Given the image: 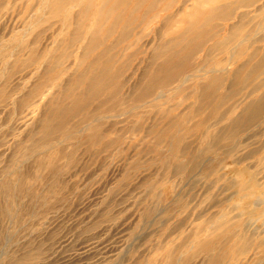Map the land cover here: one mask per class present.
<instances>
[{"label":"rangeland","instance_id":"374dc122","mask_svg":"<svg viewBox=\"0 0 264 264\" xmlns=\"http://www.w3.org/2000/svg\"><path fill=\"white\" fill-rule=\"evenodd\" d=\"M183 1L171 0L162 17L186 7ZM262 4L241 9L247 18L238 40L252 36L241 46L247 53L235 63L228 54L219 57L228 97L217 110L196 103L206 77L196 65L158 101L134 102L153 70L152 47L168 32L164 24L145 22L114 51L128 48L133 56L116 66L125 72L115 82L119 101L98 110H106L99 123L103 138L90 142L73 131L42 151L34 145L41 143L43 120L67 91L59 83L84 71H63L53 87L45 82L60 63L93 59V43L89 51L73 47L89 33L90 25H83L89 16L75 6L57 12L49 0H0V264H264V112L248 122L244 111L264 93V68L237 87L229 84L248 52L264 47V28L257 25L264 15L256 10ZM137 35L141 49L134 55ZM195 56L201 63L205 53ZM78 122L71 118L69 128ZM179 125L180 133L174 130ZM174 137L181 151L170 149ZM17 180L29 193L21 187L19 196H8L1 186Z\"/></svg>","mask_w":264,"mask_h":264},{"label":"bare ground","instance_id":"6f19581e","mask_svg":"<svg viewBox=\"0 0 264 264\" xmlns=\"http://www.w3.org/2000/svg\"><path fill=\"white\" fill-rule=\"evenodd\" d=\"M78 1L79 0H49L51 6L54 9H57V12L67 10L70 6H75L79 13L81 12L82 15L85 13L89 16L88 20L83 21L84 26L90 25L89 33L82 38L79 44H76L73 47L77 49V51H89L91 50V43H93V49L91 50L93 59L91 61L79 60L67 67H60V63L54 67V72L56 73L53 72V75L45 82L52 87L56 82L62 80L64 76L62 74L63 71L74 70L75 72H84L80 74V78L78 79L62 80L61 83H59L61 84L60 89H63V86L67 85V91L62 93L61 98L63 101L56 103V105L53 106L51 114L46 116L43 120L39 130L41 143L34 145L36 150L39 148L44 151L45 149L49 150L50 148H54L61 143L59 139L64 137L68 138L74 132L85 134L83 138L90 142L96 141L95 139L98 136V140L103 138L100 128L101 125L99 126V123L103 121L104 118H107V116L104 117L105 115L102 116L103 113H106V110L104 108V111L101 113H99L98 110L111 100H113L114 104L119 101L118 97L121 95L120 92L122 91L120 90L119 92V86L115 85V82L117 83L121 81L120 78L124 76L125 72H123L119 66H116L130 56L127 54L128 48H122L117 53L114 51L125 41L135 37L134 31H136L139 26H143L145 22L149 24H164L168 26V32L162 35V42L159 47L151 46V64H149L148 67H150V69L153 68V70L149 73L150 75L147 84L145 86H140L141 84H139V87H136L140 91L135 96L134 102L139 104L152 96H156L155 100L158 101L163 94L169 92L171 84H182L188 69L196 65L199 67L197 72H203L205 74L204 76H206L204 79L205 81H203V83L200 82L197 86L201 98L196 100V103L199 104V106L207 103L209 106L213 107L212 110H217V108H219L225 101L224 96L226 94L221 91L225 83L222 79L221 72L225 73V71H227L223 68L226 66H223V62H220L219 57L222 53L228 54L231 56V62L235 63L247 53L241 48V46H244L245 43H249L252 36H246L248 39L245 40H238L241 30L245 27L243 21L247 18V13L242 12L241 9L245 7H248L249 9V7L255 5V3L260 0H192V4L190 5H188V0H184L183 5L187 8H182L180 6L173 13L163 17L162 14L169 11L171 8V0H161V2L160 0ZM76 2L80 4L75 5L74 3ZM161 5H165L162 10ZM141 8L146 10V15L141 14L139 17H135L134 12ZM256 10L258 12L260 11L259 14L264 15V4L259 6ZM157 11L158 13L156 14L155 12ZM154 13L156 15L153 18H149V16ZM256 14L258 15V13ZM127 19L129 20L127 21ZM232 20H234V22L225 24L224 27L222 26L223 22L227 23ZM60 21L62 22L64 31L68 32L71 30L70 22H64L63 20ZM257 25L259 28H264V19L258 22ZM114 34H118L117 38H114ZM111 39L112 42L109 43L108 40ZM140 40V36L137 35L136 41L134 42V46L137 47V49L134 51V55L139 54L140 52ZM262 40L264 39L262 38L259 41ZM257 41L258 40L251 42L250 46ZM197 52L205 53L201 63L196 61L195 54ZM128 53L131 54L132 52L129 51ZM260 53H262V58L259 60V64H252V68H250V70L248 69V71L246 69L247 66L252 62L253 58L256 56L258 57ZM248 56L249 60L247 62L245 61L242 66H239L238 70L232 75L229 82L230 88L237 87V84L243 82L244 79L245 81L249 80L250 77H253L256 71L260 68H264V47L258 48L251 53L248 52ZM245 69L250 74L248 73L249 75H247L246 73L247 77L243 78L241 75H243ZM67 81L68 83L65 84ZM122 83L126 84L127 82L124 83L122 81ZM181 84L177 86L178 89L181 88ZM262 86V88H264V83ZM263 102L264 93L261 95L259 102L250 103L249 101L250 104L247 107L248 109L244 110L247 114L246 121L251 122L256 120V118H259V115L264 112ZM98 104L100 105L98 106ZM63 106L65 108H63ZM92 107L94 108L91 109ZM200 114V107L197 106L193 109V115L195 117L198 115L200 116ZM210 115L211 116H208L205 120L201 118L199 125L203 126L206 124L207 120L212 118V114ZM73 117H79V122L73 126V128H69V123ZM187 119L189 120V118ZM185 122H187V120H185ZM174 130H177V132L180 133L181 131H184V128L179 125L176 126ZM205 136H210V131H206ZM175 140L176 138L171 141V144L169 145L170 149L174 152L177 150L181 151L182 148L180 147V143L177 144ZM32 150H34V148ZM11 173L12 171L8 173L9 176L7 177L10 178ZM21 182L17 180L12 183H3L1 188L4 189L8 196L18 195L17 189L21 187H25L27 193H29L27 185L24 184L25 182ZM30 193L31 195L35 194V192Z\"/></svg>","mask_w":264,"mask_h":264}]
</instances>
